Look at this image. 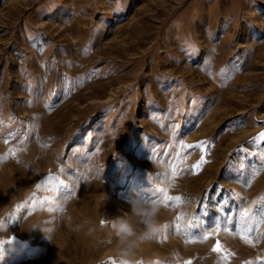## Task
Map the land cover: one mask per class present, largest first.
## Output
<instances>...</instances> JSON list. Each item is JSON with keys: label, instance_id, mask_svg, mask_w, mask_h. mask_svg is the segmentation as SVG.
Masks as SVG:
<instances>
[{"label": "rangeland", "instance_id": "obj_1", "mask_svg": "<svg viewBox=\"0 0 264 264\" xmlns=\"http://www.w3.org/2000/svg\"><path fill=\"white\" fill-rule=\"evenodd\" d=\"M0 122V155L16 151L0 163V264H118L107 229L97 239L85 221L160 188L183 202L161 203L140 264H225L217 240L226 264H264V170L244 183L264 169L251 143L264 132V0H0ZM199 141L209 162L192 175L202 153L180 144ZM50 173L70 198L37 189ZM245 227L254 246L235 234Z\"/></svg>", "mask_w": 264, "mask_h": 264}, {"label": "snow or ice", "instance_id": "obj_2", "mask_svg": "<svg viewBox=\"0 0 264 264\" xmlns=\"http://www.w3.org/2000/svg\"><path fill=\"white\" fill-rule=\"evenodd\" d=\"M192 102L195 103V99H193ZM0 123H2V122H0ZM161 126L163 127V125H161ZM177 127H178V125H177ZM9 138H11V134H9ZM5 142L7 143V139ZM251 143L257 145L258 147L261 144H264V132H260L257 134V136L253 137ZM211 146L212 145L209 141H199L195 144H183V143L180 144L181 153L183 151H185L186 149H199L202 153L200 160L196 164L191 166V174L192 175L199 174V172L202 170V166L209 162L206 159V156L209 153ZM238 150L243 151L244 149H238ZM9 156L15 157L16 151L13 149H9L8 153L0 155V163L5 162L9 158ZM261 158L264 159V150L261 151ZM183 163H184V160L181 159L180 155L178 154L176 162L170 166L171 167V175H170L171 180H175L178 176L183 174L185 169L180 168V165ZM261 170H264V169L254 170L250 174V176L244 181L246 186H248V187L251 186V182L256 178L257 175H259V172ZM37 189L38 190L43 189L45 191H52V192H55L59 189H64V190H66L65 199L70 198V196L72 195V192H71L69 186L66 185L63 180L59 179L58 176H53L51 173L49 174V176L45 179V181L42 184L37 185ZM159 192L162 193V195L158 201L160 203H163L165 206H168L169 202H172V206L175 207V206H178L180 203L183 202L182 197L169 195L167 192V188H160ZM261 199L264 200V197H261ZM149 200H156V199L151 197ZM38 203L40 206H44L45 203H47V206H48L47 210L48 211H63L62 206L55 202L54 197L46 196L43 200H40ZM253 203L255 204L257 202L254 201ZM17 207L19 208L21 206L18 205ZM32 207L35 208L36 204H33ZM250 212H251V209L245 210L242 214L243 217L245 219H247L249 217ZM256 214L264 217V208H260ZM176 220H177L176 230H177V232H181L182 231V225H181L180 221L183 220V216L182 215L177 216ZM3 227H4V225L2 223H0V229H2ZM165 227H167V226H165ZM187 227L191 228L192 224L189 222ZM220 231H221V226H220V224H217L213 231H205L203 233L197 232V233H192V235L197 237L200 242H205L210 237H212L214 234L218 235L220 233ZM224 231L227 232L229 230L227 228H225ZM252 232H253V229L251 227H245L239 231H236L235 234L239 235L240 238L242 240H244L245 243L254 246V242L250 238V235H249ZM186 242H194V241L189 239ZM256 242H258V240ZM3 243H6V242H3ZM211 251L215 252V253H220L221 254V260L224 261L225 264L228 260V257L230 255H233L232 253L228 252L227 249H224L222 247L219 240L216 241V244L212 247ZM110 264H117V262L113 260L110 262ZM186 264H191V261H187ZM246 264H253V262L249 261V262H246Z\"/></svg>", "mask_w": 264, "mask_h": 264}, {"label": "clouds", "instance_id": "obj_3", "mask_svg": "<svg viewBox=\"0 0 264 264\" xmlns=\"http://www.w3.org/2000/svg\"><path fill=\"white\" fill-rule=\"evenodd\" d=\"M161 207L158 200L134 202L129 211L112 218L101 219L99 226L85 221L87 234L99 239L97 233L107 229L108 239L114 243V253L118 258V264H140L136 259L139 250L160 231ZM36 229L42 230L45 237L50 239V235L46 234V230L39 225H33L24 230ZM5 254L4 246L0 247V259H3ZM145 264L150 262L145 261Z\"/></svg>", "mask_w": 264, "mask_h": 264}]
</instances>
